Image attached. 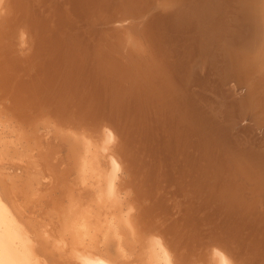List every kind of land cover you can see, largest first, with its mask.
<instances>
[{"label":"bare ground","instance_id":"bare-ground-1","mask_svg":"<svg viewBox=\"0 0 264 264\" xmlns=\"http://www.w3.org/2000/svg\"><path fill=\"white\" fill-rule=\"evenodd\" d=\"M121 1L125 2V5L132 3L136 5V8L138 4L139 18H142L139 20V24L142 26L140 27L141 34L137 39V44L134 43L137 50L131 49L133 53L135 51L138 53L134 58V55L132 56L133 62H131V58H127L126 61L130 62L126 67L124 65L126 63L121 61L125 58L116 55L121 58H119L121 62L115 59V54L112 53L116 52L112 48L113 52L109 49L106 51L107 53L111 52L108 56L104 53V47H99L100 43L98 47L92 46L97 51L94 50L96 55L93 59L94 62H90L87 57L78 53L80 51L73 49L72 45L62 43L57 32L59 25H64L63 29L67 26L72 29L76 17L83 19V17L94 14L92 11L101 12L104 6H110V0H101V2L97 0H66L67 6L63 7L64 15L59 13L55 17V23L53 20V22L51 21L52 29L46 37H41L37 33L33 44H29L24 29L13 28L9 32L15 41L13 43L15 46L12 45V48L20 51L27 43L30 46L25 59H21V63L25 64L28 69L34 67L35 73L32 76L36 78V81L38 80L37 84L33 86V92L26 90L28 95L22 88L24 84L18 82L15 88L19 95L16 92L15 96L37 109V105H42L44 101L50 100L41 98L39 94L44 90L52 89L51 92L54 94L50 95L51 97L54 95L53 97L57 100L53 101L61 106V108L47 112H56L55 114H57H54V120L50 119L52 114H49L48 122L53 120L58 123L59 127L57 129L52 127V129L54 128L52 132L55 131L56 133H53L58 134L60 139L67 143L63 144L67 145L66 155L69 161V170L64 172L71 179L69 181L71 191L64 190L66 191L63 192L64 200L57 204L58 213L62 219L61 230L56 235L51 232L50 228L51 230H44L43 234L47 233L48 237L53 239L51 242L52 247L55 248L53 250H58V254L61 253L67 260L69 259L67 264H78L77 257L79 256L118 259L113 254L112 247L104 245L105 233L119 229L123 221L121 200L115 190L116 176L114 171L109 168L111 156L107 154L106 148L93 138L91 130L101 125H107L104 124V106L108 105L106 101H108L109 95L116 92L113 84L111 85L112 81L109 82L111 86L108 81L115 78L116 75H119L117 79L126 78L130 74L128 72L130 63L131 66L133 65L132 69L135 68L132 72L138 81L137 90L146 91L150 96L152 95L153 99L154 97L155 99L159 98L157 99L159 101H156L159 104L161 102L160 105L164 107L163 115L176 124L178 129L176 134H170L174 144H171L166 137L164 148L171 155L174 153L175 144L177 145L175 148L178 151V156L182 159L178 160L177 165L180 168H184L186 164L189 165L190 178H192V173H195L192 171L193 168L198 172V165L201 166L202 162L204 165L205 160L200 158L199 153L206 147L204 127L210 128L209 124L221 137L220 142L235 151L232 155L234 158L231 159L232 163L230 162L231 157L228 161L229 156L224 152L228 166L229 163L235 165L234 173L232 172L234 176L233 193L228 196V203L233 206L234 217L238 216L233 217L236 222L239 219L240 224L245 219L247 246L244 264H264V0H137L136 3L135 0ZM15 3L18 2L16 0H0V15L2 11H8L12 6L14 7ZM131 9L133 10V8ZM105 15L107 16L106 13ZM35 20L32 17L28 20L30 29L33 25L34 27L41 26L39 31L42 30L41 33H44L47 21ZM125 27L127 26L125 25ZM125 27L122 29L126 30ZM123 36H120L116 31L115 34L112 33L110 46L115 41V44L118 41L119 43L121 40L124 41ZM127 39L125 38V40ZM80 44L78 43V45ZM131 46L133 47V45ZM9 48L5 50L6 53H11ZM113 48L115 49V46ZM131 51L128 52L131 53ZM1 55L2 51L0 57H2ZM19 60L8 55L4 63L11 71L16 72ZM6 79L0 76V85L2 82L7 83ZM124 81L126 80L124 79ZM109 86L113 89H110ZM42 87L43 91H41ZM24 93L27 95L26 99L22 98ZM105 94L108 95L107 100L103 97ZM115 96L114 93L113 98ZM73 99H75L74 102H72ZM70 101L75 103V116L68 111L73 106L72 103L69 104ZM25 106L27 105L25 104ZM163 107L160 106L162 109ZM118 113L120 112L118 111ZM0 114H2L1 110ZM96 121L97 123H95ZM209 128L208 130L211 129ZM47 132L49 131L47 130ZM152 137L154 138L153 126L143 134V144L139 143V146L143 145L142 149L147 150L149 148L147 144ZM129 140H124L121 143L120 153L123 159L132 163L131 157L133 156H131L129 146L132 140ZM212 141L214 140L209 139V143ZM240 146L246 149L242 152L244 154L237 156L236 152L240 150ZM136 152L138 155V150L135 151V155ZM140 155L139 158L136 157L137 160L140 159ZM133 158L135 159V157ZM138 161V164L142 163ZM45 169L48 170L46 167ZM156 171H158L157 175L154 172L152 175L147 174L148 180L153 179V175L155 179L158 176L163 177L164 180L169 176L164 171L160 173L159 170ZM147 173H151L149 168ZM206 178L208 179V177ZM28 180L27 184L31 182V179ZM205 188H208V184ZM204 190L202 189L201 192ZM215 190L223 193L225 189L222 186ZM3 193L5 194V192ZM135 198L140 208L138 221L141 228L145 232L160 233L151 219L146 218L145 209L137 197ZM6 200L0 196V264H39L36 257L38 253L35 255L28 240L20 235L19 225L15 222ZM181 234L183 235V233ZM163 236L169 248L176 255L178 264H189L190 261L192 264V254L178 255L173 246L174 241ZM140 251L142 252V249ZM203 255L204 253H199L195 257L198 258V261H202ZM234 256H230L234 264H242L238 255Z\"/></svg>","mask_w":264,"mask_h":264},{"label":"rangeland","instance_id":"rangeland-1","mask_svg":"<svg viewBox=\"0 0 264 264\" xmlns=\"http://www.w3.org/2000/svg\"><path fill=\"white\" fill-rule=\"evenodd\" d=\"M16 1L18 3H15L14 7L12 6L8 11H2V14L0 15V52L2 51V57H0V76L4 79L7 78V83L2 82V85H0V110L3 114H0V156L2 157V160L0 157V196H2L5 200L7 199L6 203L10 207V211L13 214L15 222L19 225L21 232L20 235L25 240H28V244L30 245V248H32L31 250L33 253L35 255L38 253L36 257L39 264H67L69 259L67 260V258L62 256L61 253L58 254V250L54 251L55 248L52 247L53 245L51 244L53 239L48 237L47 233L43 234L44 230H49L50 228L52 229H50L51 232H54L53 234L56 235L61 230L62 219L58 213L57 204L58 202H63V192H66L67 189L71 191L69 183L71 179L70 177H67L64 172L65 170H69V161L66 155L68 150L66 149L67 145H64L67 143L62 141L63 139H60L58 134H56L58 136L57 137L55 135V131H53L55 133L52 132L54 128L57 129L59 127L57 125L58 123L53 121L55 119V115H57L55 114L56 112H53L55 110L52 111L53 113H47L52 109L61 108V106H58L54 102L57 101L56 98L53 97L54 95L51 97L50 94H54L51 92L52 89L48 91L46 88L47 90L43 91V87L41 88V91L43 92L39 95L41 98L44 97L50 100L44 101L42 105H37L36 107L39 110L33 108L31 105H28L27 102L23 101L20 97L18 99L15 96L18 93L17 88H15V85L18 84V82L24 84V87L22 88L25 89V92L28 95V91L33 92V86L37 84L36 82H38V80L36 81V78L32 76L35 73L34 67H30L28 69L25 64L21 63V59H25L30 46L27 43L20 51L18 49L16 50V48H12L15 41H13L14 39L12 38V34H9L10 30H13V28L20 27L26 31L29 44H33L36 35L39 34L41 37H46V35L49 34L52 29V24L55 23V17L59 13L62 16L64 15L63 10L66 8L67 3L66 0ZM97 1L101 2V0ZM110 1V6H104L101 12L92 11L94 14H90L91 17L90 15L83 17V19L76 17L74 19L72 29H70L69 26L63 29L64 25H59V31L57 32L60 35L62 43H69L72 45L73 49L80 51L78 53L83 54V56H85V58L87 57L90 62H94L93 59L96 57L95 51H97L92 46L98 47V44L100 43L99 45L101 46L99 47H104V53L108 56H110L111 52L115 50L117 54L114 52L112 53L115 54V59L120 61V57L125 58L121 61L126 63L124 64L126 67L128 62H130L129 60L126 61L127 58H131L130 60L133 62L132 56L134 55V58L138 53V51L133 53L131 49L134 51V49L137 48L136 45V47H134V43L137 44V39L141 34L140 27L142 26L139 24V20H142V18H139L140 9H138V4V7L136 8V5H133L132 3L125 5V2H122L121 0ZM136 1L137 0L134 2L136 3ZM131 8H133V10ZM30 17L34 20H40V22H42L41 19L43 21L45 20V22L47 21V25L44 26V33H41L42 30L39 31V27L41 26L34 27L33 25L30 29L28 24ZM101 19L104 20L102 21ZM125 25L127 27H125ZM122 27L127 29L123 30ZM115 31L120 36L124 35V38L122 37L124 41L121 40L120 43L118 41L117 44H115V41L110 46L111 34H115ZM105 32L109 33L106 34ZM125 38L127 40H125ZM129 38L130 40L132 39V44V41H130ZM73 42L77 44L73 45ZM78 43L81 44L78 45ZM131 45H133L134 48ZM112 46H115V49ZM88 47L91 48V51H89L90 48ZM8 48L11 50V53L5 52ZM108 49L111 52L108 51L107 53L106 51ZM129 50L131 53L128 52ZM7 54L9 57L11 56L12 58L16 57L17 59H20L16 72L11 71L8 66L6 67L4 62L6 61V57H8ZM116 55H119L120 57H116ZM129 65L130 67H128V72H130V74L124 78L126 81H124L121 77L117 79V76L119 75H116V77L114 76L115 78H111L113 76L109 75L111 76V80L109 79L108 83H111L112 81L111 85L113 84L112 86H114L116 90V92L114 91L116 96L113 98V93V95H109L108 101H106L108 105L105 104L104 106V124H111L110 126L119 135L121 143L124 140H132L129 146L131 148V156L135 157V159L131 157L132 163L129 160L126 161L123 159L126 171L131 177L127 185L132 187L135 191V197H137L143 209L146 211V218L151 219V222L159 229L161 234L174 241L173 246L176 253L180 256H184L188 253L192 254V256H197L199 253H205L209 246L215 245L222 248L232 257H235V254L236 256L238 255L239 261L244 264L246 262L247 246V230H245L244 226L245 219L242 220V224H239V219L236 222V219L234 218H236L237 215L234 217V214L232 213L233 206L228 203V196L233 193V171L235 169V165H231V159H234L232 158V155H234L235 151H233L230 146L224 143L222 144L220 142L221 137L218 136V133L212 129V125L209 124L210 129L206 124V126L210 129L208 130L207 127H204V136L207 144L203 149L204 151L202 150L199 153L200 158L202 157L203 160H205L204 165L206 168L204 167L203 162L201 163V166L198 165V172H196V169L192 167V171H195V173H192V178H190V173H188V170L190 169L188 168L189 165L186 164L184 168H180L179 165H177L179 163L178 160H182L181 157L178 156V151L176 149L177 145L175 144L174 153H171V155L169 152H166V148H164V145H166V137H168L171 144H174L170 138V134H176V130H178L176 124L174 121L167 118L166 115H163L164 107L160 105L161 102L160 104L157 102L159 101L157 100L159 98L155 99L154 97L153 99L152 95L150 96V94L146 93V91L141 90L140 92L137 90L138 81L133 74V70H135V68L132 69L133 65L131 66L130 63ZM119 79L123 82L120 83ZM111 88L112 87H110V89ZM130 88L134 89L131 90ZM244 90H246L245 87ZM26 93L22 95L23 99L24 97L25 99L27 98V95H25ZM31 96L33 95L31 94ZM107 96L105 94L103 97L107 100ZM74 101L75 99H73L72 102ZM72 102L70 101L69 104ZM116 103L120 108H116ZM25 104L27 106H25ZM72 104L74 107L71 106L68 111H70V114L75 116V103ZM160 106L163 107V109L160 108ZM66 107L68 108V106ZM118 111L120 113H118ZM49 114H52L50 115L52 116L50 119H53L50 120V122H48ZM99 122L101 121L99 120ZM95 123H97V121ZM152 126L155 140L152 137L147 144L149 148L147 150L142 149L143 134L148 132ZM52 127L54 128L52 129ZM47 130L49 132H47ZM165 130L166 132H164ZM209 139L216 142L212 141L209 143ZM139 143H142V146H139ZM245 149L246 148H241L240 146V150H237L239 153L236 152L237 156L239 154H244L242 152L245 151ZM137 150L138 155L137 152L135 155V151ZM224 152L228 154V158L225 157L226 155H224ZM139 155L140 159H138V161L137 158H139ZM226 158L228 161L230 158L231 163H229V166ZM137 161L142 163L138 164ZM45 167L49 171L46 169L44 170ZM148 168L151 170V173H147ZM156 170H159V173L164 171L169 174L168 178L164 180L163 177L157 176L155 179L153 175V179L148 180L147 174L152 175L154 172V174L157 175L158 171ZM192 171L190 170V172ZM204 175L208 177V179L203 177ZM28 179H31V182L27 184V181H29ZM202 181L206 184L204 182L202 183ZM211 181L213 182L211 183ZM29 184L30 187L28 186ZM207 184L208 188H205L207 187ZM222 186L225 189L223 190V193H219V191L217 192V190H215L216 188H221ZM202 189L205 190L201 192ZM3 192H5V194ZM204 205H207L206 208ZM17 209L18 211H16ZM181 233H183V235ZM140 250L139 246H137V264H142L143 261V252ZM55 253H57L56 256ZM189 264H191V261Z\"/></svg>","mask_w":264,"mask_h":264},{"label":"clouds","instance_id":"clouds-1","mask_svg":"<svg viewBox=\"0 0 264 264\" xmlns=\"http://www.w3.org/2000/svg\"><path fill=\"white\" fill-rule=\"evenodd\" d=\"M93 138L107 150L111 156L110 170L116 176L115 190L121 200L123 221L119 229L106 232L104 245L111 246L116 260L102 257L79 256L78 264H137L136 247L143 252L142 264H178L176 255L169 248L165 238L159 232H145L138 221L140 208L135 198V191L127 186L130 174L120 153L121 140L114 129L101 125L91 130ZM192 264H234L233 259L218 246H209L202 261L192 257Z\"/></svg>","mask_w":264,"mask_h":264}]
</instances>
